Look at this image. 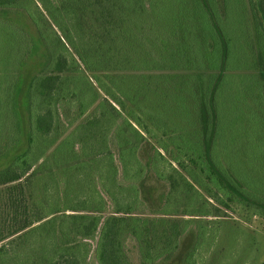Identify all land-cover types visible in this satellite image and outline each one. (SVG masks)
Returning <instances> with one entry per match:
<instances>
[{
    "label": "trees",
    "instance_id": "obj_1",
    "mask_svg": "<svg viewBox=\"0 0 264 264\" xmlns=\"http://www.w3.org/2000/svg\"><path fill=\"white\" fill-rule=\"evenodd\" d=\"M218 8L221 0H0L13 125L0 157V264H198L203 235L185 219L200 212L196 186L205 179L231 201L246 193L213 156L228 56ZM121 111L131 131L112 130ZM98 162L121 175L102 187L109 200L50 202L44 187L36 197L42 169L54 163L66 175Z\"/></svg>",
    "mask_w": 264,
    "mask_h": 264
},
{
    "label": "rangeland",
    "instance_id": "obj_2",
    "mask_svg": "<svg viewBox=\"0 0 264 264\" xmlns=\"http://www.w3.org/2000/svg\"><path fill=\"white\" fill-rule=\"evenodd\" d=\"M221 5L218 11L222 9L224 13H218V17L221 16L219 31L226 42L228 56L216 95L220 135L213 156L242 181L246 193L244 198L235 197L231 201L224 192L215 190L202 178V187L196 186L201 194L196 196L200 212L194 218L187 216L185 219H196L192 221H195L199 233L203 235L197 251L198 264H264V0H221ZM8 39L11 36L3 32L0 37V57L6 54ZM3 76L0 64V157L7 153L6 146L11 141L13 126L4 103ZM112 104L119 109L116 104ZM121 113L123 116H114L112 130L121 126L125 128L124 131H131L124 121L127 113ZM149 129L153 135L161 137V130L151 125ZM72 130L63 139H68ZM133 136L131 132L128 134L131 139H134ZM69 139L74 142L79 138L72 136ZM113 147L116 145H112L115 151L117 147ZM0 163L4 166L7 164L4 159ZM133 168L132 173L137 171V166ZM42 170L43 173L37 174L33 180L34 193L39 197L43 193L42 187L47 188L50 202L57 198L64 202L98 200L101 197L109 200L110 195L104 193L102 187L121 179L120 174L109 173L107 164L103 162L78 173L68 168L66 175L54 163ZM48 170L54 174L50 176ZM209 188L215 198L209 196ZM119 195L116 193V196ZM2 203L0 194V209ZM217 214L220 216H215Z\"/></svg>",
    "mask_w": 264,
    "mask_h": 264
}]
</instances>
